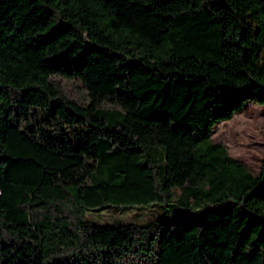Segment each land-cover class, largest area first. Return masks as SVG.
<instances>
[{
  "label": "trees",
  "instance_id": "obj_1",
  "mask_svg": "<svg viewBox=\"0 0 264 264\" xmlns=\"http://www.w3.org/2000/svg\"><path fill=\"white\" fill-rule=\"evenodd\" d=\"M248 100L264 0H0V264H264V161L212 139ZM136 206L164 212L89 216Z\"/></svg>",
  "mask_w": 264,
  "mask_h": 264
},
{
  "label": "rangeland",
  "instance_id": "obj_2",
  "mask_svg": "<svg viewBox=\"0 0 264 264\" xmlns=\"http://www.w3.org/2000/svg\"><path fill=\"white\" fill-rule=\"evenodd\" d=\"M54 80L67 96L79 103L88 100L86 86L77 78L68 79L55 75ZM44 115L38 109L30 108L18 113L16 121L22 126H43ZM212 139L223 142L234 158L244 162L254 172L261 171L264 161V104L248 100L231 118L216 123L212 129ZM164 210L161 206H136L125 208H104L89 211V216L99 222L148 221L159 217ZM171 220L187 219L186 215L171 211Z\"/></svg>",
  "mask_w": 264,
  "mask_h": 264
}]
</instances>
